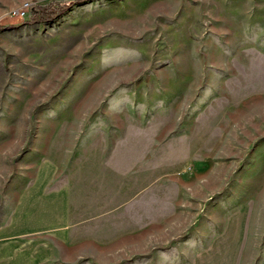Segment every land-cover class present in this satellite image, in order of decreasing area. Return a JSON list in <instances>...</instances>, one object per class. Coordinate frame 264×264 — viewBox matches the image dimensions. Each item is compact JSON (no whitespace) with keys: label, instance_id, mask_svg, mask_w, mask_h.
I'll return each mask as SVG.
<instances>
[{"label":"rangeland","instance_id":"374dc122","mask_svg":"<svg viewBox=\"0 0 264 264\" xmlns=\"http://www.w3.org/2000/svg\"><path fill=\"white\" fill-rule=\"evenodd\" d=\"M72 1L0 0V264H264V0Z\"/></svg>","mask_w":264,"mask_h":264},{"label":"trees","instance_id":"16d2710c","mask_svg":"<svg viewBox=\"0 0 264 264\" xmlns=\"http://www.w3.org/2000/svg\"><path fill=\"white\" fill-rule=\"evenodd\" d=\"M88 1L90 0H76L67 3L51 4L49 6L40 8L38 12H34L32 21L39 24L52 22L67 13L73 7ZM1 29L3 28L0 26V30Z\"/></svg>","mask_w":264,"mask_h":264},{"label":"crops","instance_id":"0c3cea01","mask_svg":"<svg viewBox=\"0 0 264 264\" xmlns=\"http://www.w3.org/2000/svg\"><path fill=\"white\" fill-rule=\"evenodd\" d=\"M52 218L55 220V217H52ZM58 218H59V221L61 220V222H62V218H63L62 215H60L59 217H57V219H58ZM59 221H58V222H59Z\"/></svg>","mask_w":264,"mask_h":264}]
</instances>
